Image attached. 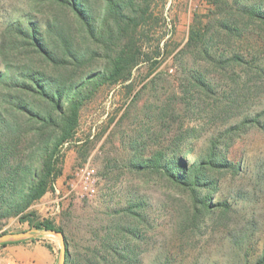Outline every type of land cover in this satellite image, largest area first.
Here are the masks:
<instances>
[{"label": "rangeland", "instance_id": "obj_1", "mask_svg": "<svg viewBox=\"0 0 264 264\" xmlns=\"http://www.w3.org/2000/svg\"><path fill=\"white\" fill-rule=\"evenodd\" d=\"M87 2L96 14L100 0ZM140 4L143 30L137 35L140 49L134 52L129 75L98 86L84 101L75 134L61 147V173L26 211L35 220L48 219L60 226L67 253L81 264L92 258V251L106 253L118 238L119 250L127 257L123 264H264V67H259L264 63L263 56L260 64L264 39L257 37L258 26L264 23L246 19L240 25L245 36L232 35L223 44L220 36L208 41L219 51L226 48L225 58L234 59L243 50L247 62L234 65L232 60L225 72L223 64H204L193 53L182 52L186 43H196L194 36L190 41L192 28L219 31L223 8L234 12L244 7L264 14V0H140ZM54 8L52 0H0V74L6 75L0 80L27 62L24 49H8L10 40L18 38L13 24L31 21L55 38L46 30L48 19L60 15ZM79 43L85 46L83 37ZM91 46L94 52L77 74L96 70L106 60L99 43ZM246 51L251 52L245 55ZM184 68L195 75L203 69L204 78L216 80V92L184 91L179 83ZM246 70L249 75H244ZM239 74V86L247 81L239 102L228 105L225 113L211 109L216 98L226 102L227 94L233 96L226 84L233 85ZM7 91L11 90L0 84V100ZM4 138L0 125V142ZM179 141L189 150L177 152ZM18 146L27 145L21 141ZM211 151L220 167L208 161ZM179 158L188 169L202 161L205 171L200 177L209 182L200 195L204 203L195 199L196 189L169 182L160 171L159 160ZM149 159H156L158 166L151 163L142 170L135 166ZM84 164L96 172L92 195L76 174ZM29 228L33 227L17 215L0 218V232ZM36 238L34 242L50 245L51 264H57L59 237L50 233ZM9 255L7 247L0 250V264H7Z\"/></svg>", "mask_w": 264, "mask_h": 264}, {"label": "trees", "instance_id": "obj_2", "mask_svg": "<svg viewBox=\"0 0 264 264\" xmlns=\"http://www.w3.org/2000/svg\"><path fill=\"white\" fill-rule=\"evenodd\" d=\"M52 1L55 3V11L60 15L48 19L46 30L53 33L55 38L44 34L31 21L26 25L15 22L13 31L18 38L10 40L8 44V49L13 47L24 49L27 62L18 64L14 74L0 80L1 85L11 90L3 92L5 96L0 100V125L5 134V138L0 142V218L17 215L19 221H26L33 228L61 231L66 240L60 226L54 225L48 219L35 220L32 212L26 210L53 187L56 177L61 173L58 165L62 154L61 147L73 138L79 110L84 101L90 98L98 86L105 83L113 84L119 79L125 80L129 75L130 68L136 60L134 52L137 48L140 49L137 35L143 30L141 19L144 10L140 6V0H100L101 6L96 14L87 0ZM244 14H248L249 18ZM246 19L249 23L260 21L262 25L264 14L244 7L234 12L223 8L220 11L219 31L199 32L192 28L190 41L194 36L196 43H186L182 52L193 53L204 64L206 61L223 64L220 66L223 72L231 67L229 63H232V60H235L234 65L246 63L242 49L233 55L234 59H230L225 58L226 48H220L219 51L209 43L219 36L220 44L229 41L232 35L237 38L245 36V29L243 30L240 25ZM229 24L234 25V28ZM258 28L257 37L264 39V26ZM80 37L85 40L84 47L80 46ZM95 42L102 46L106 60L96 70L85 69L77 74L84 61L88 60V55L94 52L91 45ZM250 52L246 51L244 54L248 55ZM217 53L220 60H215ZM263 56L264 51L261 52V65ZM221 60L224 63H221ZM259 67H264V63ZM180 73L182 76L179 83L184 91L197 88L199 92L206 91L212 94L216 92V80L204 78L203 69L197 73L198 75L188 68L180 70ZM0 75L6 76L4 73ZM244 75H249V71H244ZM237 80H242L240 74L235 80L232 79L233 85L226 84L227 89L234 93L233 96L229 91L226 102L220 100V97L216 98V104L212 103L211 109H217L219 114L225 113L228 105L232 106L239 102V98H242L240 91L246 88L244 86L247 81H243L244 83H240L239 86ZM37 102L42 105L38 107ZM5 104L10 105L11 110L4 106ZM21 141L27 145L25 148L21 149L18 146ZM176 150L188 151L189 148L179 141ZM215 157L216 154L211 151L208 161L218 163L220 167V161ZM160 161L163 163L160 171L166 174L165 179L181 187L191 186L192 189H196L198 196L195 199L204 203L205 199L200 195L209 182L200 177V174L204 173L202 171H205L202 161L192 164L190 169L180 158L161 159L158 162L161 163ZM151 163L157 165L156 159L139 161L135 166L142 170L151 167ZM36 239L29 238L31 241ZM20 241L23 240L16 242ZM6 243L9 242L1 244ZM45 246L51 250L49 244ZM120 248L122 249V246L119 245L118 238L112 246L106 248L108 249L106 253H101L100 250L92 251V258H84V262L123 264L127 257L122 254ZM63 264L81 262L71 260L66 247Z\"/></svg>", "mask_w": 264, "mask_h": 264}, {"label": "crops", "instance_id": "obj_3", "mask_svg": "<svg viewBox=\"0 0 264 264\" xmlns=\"http://www.w3.org/2000/svg\"><path fill=\"white\" fill-rule=\"evenodd\" d=\"M9 249L7 264H51V252L38 242H16L11 246L3 245L2 249Z\"/></svg>", "mask_w": 264, "mask_h": 264}, {"label": "water", "instance_id": "obj_4", "mask_svg": "<svg viewBox=\"0 0 264 264\" xmlns=\"http://www.w3.org/2000/svg\"><path fill=\"white\" fill-rule=\"evenodd\" d=\"M50 233H54L59 237L60 252H59V258L57 264H63L66 255V243H65L64 235L62 234L61 231L29 228L20 231L0 232V243L36 238L42 235H49Z\"/></svg>", "mask_w": 264, "mask_h": 264}, {"label": "built area", "instance_id": "obj_5", "mask_svg": "<svg viewBox=\"0 0 264 264\" xmlns=\"http://www.w3.org/2000/svg\"><path fill=\"white\" fill-rule=\"evenodd\" d=\"M95 169L94 167L84 164L80 165L76 168V174L80 176L82 183L84 184V188L87 190L89 195H92L95 192L94 187V177H95Z\"/></svg>", "mask_w": 264, "mask_h": 264}]
</instances>
